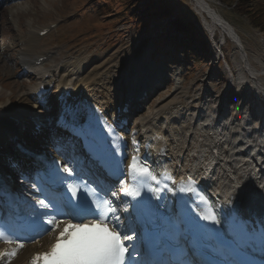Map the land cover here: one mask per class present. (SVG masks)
<instances>
[{
    "label": "rangeland",
    "instance_id": "obj_1",
    "mask_svg": "<svg viewBox=\"0 0 264 264\" xmlns=\"http://www.w3.org/2000/svg\"><path fill=\"white\" fill-rule=\"evenodd\" d=\"M128 1L0 0V49H3L0 54V112L2 111L10 118L15 116L21 121V132L25 137V145L30 147L34 145L35 148H39L50 140L57 139L60 143H64L63 150H67L71 143L70 141L64 142L61 136L57 138L59 134L64 133H60L61 130L57 129L49 130L48 122L43 126V130L38 132H33L35 125L30 124L31 126L28 127L30 115L37 110L42 109V113H39L42 115V120L43 117L48 118L52 115L49 113L53 111L54 97L62 86L59 83L65 71L55 74V82L53 81L49 88V104L35 105L33 90L39 79L32 80L22 74L18 66L20 63L18 38L20 35H25L28 29L36 33V30L51 23H58V25L47 35L39 37L40 41L36 47L37 51H43L49 56L48 62L46 63L45 60L39 66L35 65L34 73L37 74L38 69L45 64L47 66L57 65L63 61L80 64L89 69L92 67L94 69L101 64L99 71L104 78L101 82L105 85H97L103 87H99L101 90L98 88L97 97L99 99H102L101 96L107 98L109 95L120 100L123 93H130L129 97H131L132 92H137L134 88L141 90L142 93L147 92L150 89L149 86L155 82L156 87L148 91L151 92L149 96L146 94L145 97L137 100L139 106L135 115L138 116L137 120L142 119V122L145 117L154 114L162 105L173 102V107L166 112V116L162 114L157 119V123L162 124L165 120L178 119L179 114L182 113L179 125L185 127L180 128L179 125H175L176 129H174V125L169 128L164 126L170 134H172V128L181 135L188 133L187 129L183 128H186L185 124H188L189 119L194 115L192 108L200 100H209V98L213 102L224 100L222 104L225 106V99H227V104L233 106L235 101L240 100L241 95L248 91L247 86L250 85H234V82L233 85H229L230 76H228L227 69L231 68L235 78L240 71L238 70L240 67V60L237 57L238 50L234 43L226 40L224 47L222 46L228 68L222 59L219 65L215 66V47L205 30L204 18L196 9L193 0H133L132 2L130 0L129 4ZM207 2L218 15L234 27L243 45L246 49L248 48V55L251 60L253 59V66L256 67L258 74L264 72V69H261L264 65V0H211ZM241 2H248L251 8L244 9L240 5ZM126 5L127 8L131 7L129 13L123 9ZM165 6L168 8V14L160 18L159 12ZM179 19L183 21V25L175 23ZM221 35L222 33L217 29L216 43ZM201 40L205 44H201ZM206 44L208 52L205 55ZM63 66L68 65L63 63L60 69ZM153 69H156L155 77L159 76L154 80H152ZM159 69H162V72ZM52 71L53 67L46 74ZM76 71H78L77 68ZM147 75H152V77ZM160 75L163 76L162 79ZM262 75L264 81V74ZM132 76L135 79H132ZM71 77L74 76L66 78L69 80ZM127 79H129L128 82L132 81L133 84L138 83L139 85L129 86L126 92ZM56 82L58 86L55 85ZM228 85L230 88L234 87L223 95ZM253 95L256 94L253 93ZM249 99L247 96L242 99V102L244 100L248 102ZM208 103L203 102L204 105ZM184 104H188L187 107L183 108ZM247 105L243 109H246ZM242 112L235 111L237 115H241ZM19 124L17 121L16 127ZM164 127H162L163 131L159 132L161 136L165 134ZM142 128L141 133L145 130ZM188 129H192L191 125ZM7 136L0 142V166L4 165L6 169H9L3 162L10 163L9 157L13 160L17 156L12 154L8 148L16 149V143L8 144V147L7 143H2L8 140ZM26 173H31L32 176L34 172L29 170ZM25 183L27 184L23 183V185L32 187L33 180L29 179Z\"/></svg>",
    "mask_w": 264,
    "mask_h": 264
},
{
    "label": "snow or ice",
    "instance_id": "obj_2",
    "mask_svg": "<svg viewBox=\"0 0 264 264\" xmlns=\"http://www.w3.org/2000/svg\"><path fill=\"white\" fill-rule=\"evenodd\" d=\"M95 119L97 118L89 115L87 124L72 128L73 134L83 140L84 148L99 168L108 171L113 164L119 167L123 160L117 161L113 157L123 154V138L107 121L101 122L105 124V130L111 138L110 145L102 138H90L91 125ZM132 143L136 146L138 142L133 139ZM139 151L138 146L134 147L135 154L127 164V182L120 181L119 191L125 197L137 200L145 187L156 199L160 198L159 193L164 189L172 191L174 195L187 194L189 189L183 186L169 188L168 181L175 184L172 177L156 172L139 155ZM82 166L83 158L73 155L66 157L63 164L51 168L46 176L37 173L32 186L38 196L35 198L34 216L30 218L36 227L30 233L20 234L7 227L0 219V243L15 245L10 249L0 250V259L7 258L10 261L24 247L25 242L35 243L44 235L55 233L48 250L34 253L29 264H127L128 261H132V264H147L143 259L132 260V253L139 251V243L143 237L134 228L121 224L113 201L100 195H107L101 183L84 179ZM120 174H124L123 169H120ZM126 183L130 186H126ZM152 183L156 187H152ZM161 184L163 188L160 187ZM61 186H65L71 193L67 198L69 204L64 208L57 206L60 194L54 190ZM2 195L0 190V196ZM111 195L116 196V192H111ZM200 200L204 204L208 203L203 196ZM159 207L145 204L152 226L159 228L162 225L164 234L176 245L173 251L178 254V258L169 264H264V221L257 224L240 214H232L226 219L224 230L215 229L213 235L203 238L193 235L188 245H185L181 243V238H188V230L182 227L185 223L182 212L170 218L158 211ZM157 219L160 224H156ZM201 219L213 224L220 223L211 206ZM189 247L192 254L200 258L199 261L188 258ZM206 250L212 253V257L206 255Z\"/></svg>",
    "mask_w": 264,
    "mask_h": 264
},
{
    "label": "bare ground",
    "instance_id": "obj_3",
    "mask_svg": "<svg viewBox=\"0 0 264 264\" xmlns=\"http://www.w3.org/2000/svg\"><path fill=\"white\" fill-rule=\"evenodd\" d=\"M193 1L196 9L202 14L204 18V25L208 29L219 28L218 30H220V32L228 35L233 42H235V48L238 50L237 57H239L240 60V67L238 68L240 71L238 76L233 78V80L229 77V85L234 82V85L243 86L247 85L246 82H248V85H250L248 87L252 89V92L256 94L257 97L259 95L264 97V81L261 77L264 73L258 74L256 71V67L253 66V59L251 60V57L248 55V48H245L241 41L242 39L237 34L234 27L221 15H218L217 12L211 8L207 0ZM25 33V35L19 37V40L21 39L20 56L22 58L20 61V68L23 73L33 75L36 70V68H34L36 65L35 62L39 57L43 56L44 53L36 54L39 52L36 49L39 38L33 33V31L28 29ZM2 52L3 49H0V54H2ZM32 57L33 59L31 60ZM100 66L101 64L98 67L95 66L96 68L94 69L93 67L90 69L89 67H86L84 72H87L82 78H79V70L76 71V67H74L73 69H70L71 74L76 75L73 83L69 84V81L68 83H65V79L61 81V85H72L69 88L66 87L65 93L63 94L65 99L62 100V102L63 106L67 108V115H69L73 110H76V114L83 117L93 99L98 102L99 105L102 104L105 106H102L104 110L109 108V105L114 104V100H110L111 97H107L103 101H99V98H97V93H99L98 88L101 87L97 85H105L101 82L104 78L99 71ZM65 67L66 66H63L61 69ZM261 67V69H264V65ZM47 71H51V67L45 71L43 70L42 74L45 75ZM77 77L79 79H77ZM157 78H159V76L152 78V80ZM127 81H129V79H127ZM150 84L151 83L149 81V85ZM132 94L131 97L133 96ZM256 96L254 97L255 100L253 102L255 105L258 101ZM101 97L103 98V96ZM123 102L124 101H122V103ZM173 104V102H168L167 104L162 105V107L154 114L151 116L148 115V117H145V119L140 123L145 129L144 134L142 135V145H140L143 147L144 143H146V146L150 147L151 144H154V147L157 150L155 158L159 160V163L162 166H166L168 171L173 172L176 175L175 177H192L197 182L213 187V191L221 199H231L236 197L242 201L244 204L243 206L247 209H252L256 205L263 203L264 164L260 165L259 162H263L260 161V158L256 157H260L259 154L262 150H264V137L262 140H258L245 135L250 130L248 127L250 126L248 120L250 116L254 114L252 107H249L248 111L246 110L241 113V117L238 122L236 119H230V121L225 122L226 124L221 127L219 123H216L214 118L215 116L212 113L207 119L197 125L195 129L192 127L190 133L185 134L184 136L179 135L177 132H172V134H167V137L165 135H160L162 140L156 139L155 133L163 131L162 126L157 124V119L162 114L166 115V112L172 109ZM221 107L224 106L222 105ZM3 116L5 115L1 111L0 142L4 139V134H7L8 140L4 142L14 145L20 138L16 128L17 121L14 119H6ZM181 117L182 116L180 115L179 118ZM200 117L201 112L199 111L197 112L196 120H199ZM212 121L214 123H212ZM174 122L177 123V119H174ZM169 124L170 122L168 123V120L165 121V126H167V128H169ZM256 127L257 125L254 126V128ZM60 133L64 134H59L57 138L61 136L64 142L70 141L71 143L68 147L75 145L74 140L70 138L67 132L61 131ZM256 137L258 138L257 135ZM251 144H254V146ZM63 146L64 143H60L56 139L55 141L50 140L44 144L43 147L36 148V150L42 154H48L58 150H62L66 153V155L69 154V148L67 150H63ZM25 174H27L29 178L35 179L36 177L35 173H33L32 176L31 173ZM20 178L21 179H19V182H16V184L18 183L17 187L21 189L23 197H37L38 193L36 189L29 185H23V177ZM112 191L113 190L110 188V193ZM251 196L255 197L254 199L257 200H252ZM60 199L62 200V198ZM60 199H58V202L61 201ZM117 210L119 211L118 208ZM118 211L117 213H119ZM54 234L55 233H52L51 235H44L35 243H25L24 247L18 251L15 258H12L10 261L7 258L0 259V264H29L30 258L34 253L45 250L49 246ZM14 246L15 245H12V247ZM5 249L10 248L0 247V250Z\"/></svg>",
    "mask_w": 264,
    "mask_h": 264
},
{
    "label": "trees",
    "instance_id": "obj_4",
    "mask_svg": "<svg viewBox=\"0 0 264 264\" xmlns=\"http://www.w3.org/2000/svg\"><path fill=\"white\" fill-rule=\"evenodd\" d=\"M130 1V0H129ZM129 1L127 2L128 4H129ZM133 0H131V2H132ZM242 1V0H241ZM244 9H249V8H251V5L250 4H248V2H241V4H240ZM133 7V6H132ZM123 9H124V11H126V12H130V10H131V7L130 8H127V5L125 6V7H123ZM167 10H168V8L165 6V7H163V9L159 12V17L160 18H163V17H166L167 16ZM255 17V16H254ZM175 23H177V24H180V25H183V23H182V20L181 19H179V20H177Z\"/></svg>",
    "mask_w": 264,
    "mask_h": 264
}]
</instances>
